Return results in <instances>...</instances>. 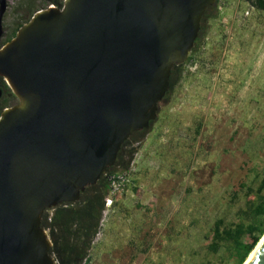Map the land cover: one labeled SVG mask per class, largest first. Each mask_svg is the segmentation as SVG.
Segmentation results:
<instances>
[{"label":"water","instance_id":"95a60500","mask_svg":"<svg viewBox=\"0 0 264 264\" xmlns=\"http://www.w3.org/2000/svg\"><path fill=\"white\" fill-rule=\"evenodd\" d=\"M214 1L62 0L1 45L16 101L0 110V264H56L42 210L76 201L149 126ZM245 264H264V238Z\"/></svg>","mask_w":264,"mask_h":264},{"label":"rangeland","instance_id":"374dc122","mask_svg":"<svg viewBox=\"0 0 264 264\" xmlns=\"http://www.w3.org/2000/svg\"><path fill=\"white\" fill-rule=\"evenodd\" d=\"M5 1L8 29L45 4ZM184 62L124 170L136 192L103 209L84 264H220L205 234L216 217L237 221L263 176L264 9L217 0Z\"/></svg>","mask_w":264,"mask_h":264},{"label":"trees","instance_id":"16d2710c","mask_svg":"<svg viewBox=\"0 0 264 264\" xmlns=\"http://www.w3.org/2000/svg\"><path fill=\"white\" fill-rule=\"evenodd\" d=\"M246 1L254 8L264 9V0ZM44 2L45 4L56 3L61 6L62 0H44ZM216 14L217 0L208 5L201 14L197 35L185 61L191 59L192 51L198 45L199 37L204 32L206 19ZM184 63L171 66L168 87L161 99L167 97L177 82ZM1 83L6 91L4 97L1 98L2 109L9 99L16 100V98L2 77ZM151 123L152 120L149 124ZM146 132V128H141L132 131L125 137L116 151L113 163L106 167L104 173L99 175L93 183L83 187L76 201L57 204L42 210L40 225L49 237L51 242L49 252L54 256L56 264H84L87 261L88 251L98 231L104 209L103 199L108 190V175L112 171L128 168L129 161L139 148V143ZM131 186V189L136 192V186ZM262 189H264V170L260 182L254 189L245 185L243 207L238 209L241 217L237 221L224 223L221 217L213 219L210 230L205 234L208 239L205 247L210 253H217L218 250L223 251L220 264H244L252 249L263 237L264 193ZM115 201L116 198H113L111 204Z\"/></svg>","mask_w":264,"mask_h":264},{"label":"built area","instance_id":"2783aa9c","mask_svg":"<svg viewBox=\"0 0 264 264\" xmlns=\"http://www.w3.org/2000/svg\"><path fill=\"white\" fill-rule=\"evenodd\" d=\"M108 190L103 199L104 210L108 208L113 198L120 196L131 184V177L124 170H115L108 175Z\"/></svg>","mask_w":264,"mask_h":264},{"label":"flooded vegetation","instance_id":"af4514ba","mask_svg":"<svg viewBox=\"0 0 264 264\" xmlns=\"http://www.w3.org/2000/svg\"><path fill=\"white\" fill-rule=\"evenodd\" d=\"M30 0H28V2H29ZM47 5H52V6H57V7H59L56 3H46V4H44L43 6H41V7H46ZM5 8H6V1H5ZM5 10V9H4ZM35 11V10H34ZM4 12V11H3ZM32 14V12L31 13H29V14H27V15H25L24 17H21L20 18V21H15V22H13V24H12V26L11 27H9V29H8V27H6L4 24H3V20H2V18H3V13H2V15H0V47H1V45L3 44V43H5L9 38H11L13 35H14V33H15V31H16V29H17V27L21 24V23H23V22H25L28 18H29V16ZM5 93H6V91H5V88H4V86L2 85V83H1V76H0V110H1V98H3L4 97V95H5ZM9 100H13V102H15L16 100H14V99H9ZM13 104V103H12Z\"/></svg>","mask_w":264,"mask_h":264},{"label":"bare ground","instance_id":"6f19581e","mask_svg":"<svg viewBox=\"0 0 264 264\" xmlns=\"http://www.w3.org/2000/svg\"><path fill=\"white\" fill-rule=\"evenodd\" d=\"M264 234V233H263ZM264 238V235L263 237L261 238L260 241L257 242V244L255 245V247L252 249V252L250 253V255L248 256V258L246 259V261L244 262V264L249 260V258L251 257V255L253 254V252L255 251L256 247L260 244V242L262 241V239Z\"/></svg>","mask_w":264,"mask_h":264}]
</instances>
